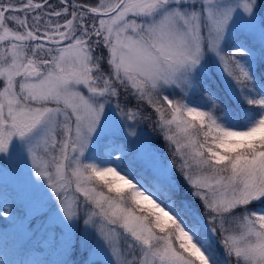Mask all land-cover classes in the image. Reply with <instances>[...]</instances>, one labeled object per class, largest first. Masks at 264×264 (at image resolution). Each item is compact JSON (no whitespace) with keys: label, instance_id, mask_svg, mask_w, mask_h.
<instances>
[{"label":"snow or ice","instance_id":"1","mask_svg":"<svg viewBox=\"0 0 264 264\" xmlns=\"http://www.w3.org/2000/svg\"><path fill=\"white\" fill-rule=\"evenodd\" d=\"M0 264H264V0H0Z\"/></svg>","mask_w":264,"mask_h":264},{"label":"rangeland","instance_id":"2","mask_svg":"<svg viewBox=\"0 0 264 264\" xmlns=\"http://www.w3.org/2000/svg\"><path fill=\"white\" fill-rule=\"evenodd\" d=\"M145 111H148V109L145 108ZM151 124H152L151 121H145L144 124L142 125V127H143V128L149 133V134H151V135H153V136H156V133L153 132V129H152V127H151ZM155 145H156L157 147H159V148H163V149H165V154L168 155L169 159H171V155H170V153L167 151V145L164 143L163 140H160L159 138H157V139L155 140ZM74 258H75V259H79V256L77 255V256H75Z\"/></svg>","mask_w":264,"mask_h":264}]
</instances>
